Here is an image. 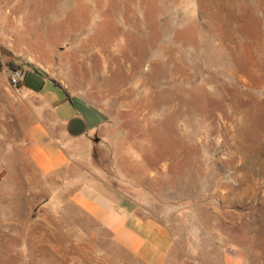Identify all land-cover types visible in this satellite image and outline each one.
Listing matches in <instances>:
<instances>
[{"label": "rangeland", "instance_id": "374dc122", "mask_svg": "<svg viewBox=\"0 0 264 264\" xmlns=\"http://www.w3.org/2000/svg\"><path fill=\"white\" fill-rule=\"evenodd\" d=\"M0 58L105 113L96 164L134 199L264 264V0H0ZM26 191L0 195V264H141L67 192Z\"/></svg>", "mask_w": 264, "mask_h": 264}, {"label": "crops", "instance_id": "0c3cea01", "mask_svg": "<svg viewBox=\"0 0 264 264\" xmlns=\"http://www.w3.org/2000/svg\"><path fill=\"white\" fill-rule=\"evenodd\" d=\"M1 72V196L21 195L24 189L36 195L40 188L54 197L67 192L71 206L107 229L141 264H246L243 251L205 222L201 227L199 216L181 217L182 210L162 212L136 200L134 179L119 168L114 179L98 168L95 143L106 115L65 81L32 70L16 89L12 70L9 76Z\"/></svg>", "mask_w": 264, "mask_h": 264}, {"label": "built area", "instance_id": "2783aa9c", "mask_svg": "<svg viewBox=\"0 0 264 264\" xmlns=\"http://www.w3.org/2000/svg\"><path fill=\"white\" fill-rule=\"evenodd\" d=\"M27 73L21 69L12 70L10 83L12 87L18 89L26 82Z\"/></svg>", "mask_w": 264, "mask_h": 264}, {"label": "water", "instance_id": "95a60500", "mask_svg": "<svg viewBox=\"0 0 264 264\" xmlns=\"http://www.w3.org/2000/svg\"><path fill=\"white\" fill-rule=\"evenodd\" d=\"M2 69H3V63H2V60L0 58V72L2 71ZM97 141H98V139H97Z\"/></svg>", "mask_w": 264, "mask_h": 264}, {"label": "trees", "instance_id": "16d2710c", "mask_svg": "<svg viewBox=\"0 0 264 264\" xmlns=\"http://www.w3.org/2000/svg\"><path fill=\"white\" fill-rule=\"evenodd\" d=\"M12 70H16V69L14 68V69H12Z\"/></svg>", "mask_w": 264, "mask_h": 264}]
</instances>
